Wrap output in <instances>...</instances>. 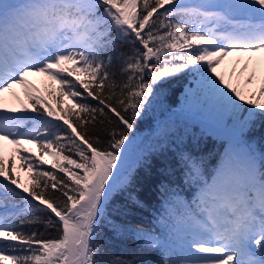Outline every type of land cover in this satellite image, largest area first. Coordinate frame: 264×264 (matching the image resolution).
Masks as SVG:
<instances>
[{"label":"snow or ice","instance_id":"6c2138e0","mask_svg":"<svg viewBox=\"0 0 264 264\" xmlns=\"http://www.w3.org/2000/svg\"><path fill=\"white\" fill-rule=\"evenodd\" d=\"M185 75L186 100L219 116L227 147L208 171L195 130L165 126L133 162L165 178L151 223H133L137 121ZM258 126L264 0H0V264H264ZM124 240L135 250L112 256Z\"/></svg>","mask_w":264,"mask_h":264},{"label":"trees","instance_id":"16d2710c","mask_svg":"<svg viewBox=\"0 0 264 264\" xmlns=\"http://www.w3.org/2000/svg\"><path fill=\"white\" fill-rule=\"evenodd\" d=\"M116 70L118 72V68ZM35 84L41 89V93L46 95L44 91V78H39ZM189 87H195L191 83V76L185 75L175 78L164 87L159 98L154 100L149 106L147 114L137 121L136 130L133 133L135 142L130 147L131 151L129 152L130 164H133L138 158H143L150 152H155V145L159 139V133L165 126H168L170 135H180L185 130L191 133L195 130V135L199 143H197V140L191 141L192 147L195 151L202 154L204 160L207 162L208 171H212L215 168L220 156L227 147V130L223 128L219 116L216 113L204 111L195 106L194 103L186 100V93ZM17 91L20 90L17 89ZM202 120L216 127L219 135L210 136L205 132L201 137V132L204 131L201 123ZM99 134L103 135L102 132H99ZM251 136L259 146L264 147V126H258ZM177 143H180V141H177ZM188 144L189 135L185 134L181 146ZM25 147L32 148L33 151H36L33 145H26ZM7 149L9 154H11L12 147L7 146ZM175 150L176 144H172L171 151L174 152ZM45 159L49 163L43 167L50 169L52 160L50 157H45ZM17 164H20L19 158ZM133 166L135 169L133 174L136 177L138 195L144 203V208L134 211L130 219L133 223H142L148 226L151 223L152 208L158 199V185L165 178L155 163L150 172L145 171L143 167L135 164ZM28 182L29 174L27 172V182L25 183ZM108 247L112 256H127L129 251L135 250L131 240L114 242Z\"/></svg>","mask_w":264,"mask_h":264},{"label":"rangeland","instance_id":"374dc122","mask_svg":"<svg viewBox=\"0 0 264 264\" xmlns=\"http://www.w3.org/2000/svg\"><path fill=\"white\" fill-rule=\"evenodd\" d=\"M236 59H237V57H234V56L226 58L224 63L218 69V71H220L221 73H223L225 75V79L226 80H228V78H229L228 74L231 71V67L234 64ZM39 78H41V77H33L32 80H33L34 83H36ZM234 79H235V77L232 78V82L236 83V80L234 81ZM241 86H243V85L241 84ZM7 146L9 147V146H12V145H7ZM7 146H6V149H5V152H4L5 158H7L9 155H11V154H9ZM17 161H18V158L16 159V163H17ZM19 175L21 176V178H22V180L24 182H27V171L26 170L20 171Z\"/></svg>","mask_w":264,"mask_h":264}]
</instances>
